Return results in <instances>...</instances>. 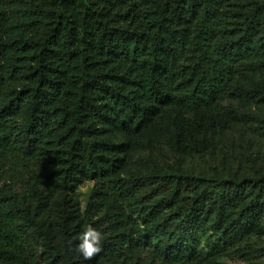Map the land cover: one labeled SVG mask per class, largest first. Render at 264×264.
<instances>
[{
  "label": "trees",
  "instance_id": "obj_1",
  "mask_svg": "<svg viewBox=\"0 0 264 264\" xmlns=\"http://www.w3.org/2000/svg\"><path fill=\"white\" fill-rule=\"evenodd\" d=\"M262 73L264 0H0V264H96L76 253L89 224L118 264H182L185 240L209 227L264 232V173L158 172L124 185L130 149L117 140L213 108L237 81L264 103L252 86Z\"/></svg>",
  "mask_w": 264,
  "mask_h": 264
},
{
  "label": "rangeland",
  "instance_id": "obj_2",
  "mask_svg": "<svg viewBox=\"0 0 264 264\" xmlns=\"http://www.w3.org/2000/svg\"><path fill=\"white\" fill-rule=\"evenodd\" d=\"M256 88L264 86V73L254 77ZM244 83L237 81L231 91L213 108L199 113L173 112L170 117L157 120L149 131L134 139L118 137L130 149V159L122 173V183L160 173L200 175L213 178L219 173L226 181L255 177L264 173V103L245 96ZM93 183L81 186L79 204L82 211L89 201ZM141 194L131 198L129 207L139 219ZM171 210H174L171 207ZM50 231L58 221L60 202L48 208ZM132 211V212H131ZM148 246L155 231L142 226ZM164 237L174 230L162 226ZM227 227L222 232L214 227L186 239L184 248L190 260L182 264H264V232L234 238ZM25 239L41 258L43 244L34 234ZM77 256H82L76 250ZM96 264H118L108 241L96 256Z\"/></svg>",
  "mask_w": 264,
  "mask_h": 264
},
{
  "label": "clouds",
  "instance_id": "obj_3",
  "mask_svg": "<svg viewBox=\"0 0 264 264\" xmlns=\"http://www.w3.org/2000/svg\"><path fill=\"white\" fill-rule=\"evenodd\" d=\"M77 251L84 261H91L103 249L104 234L92 225H85L78 237Z\"/></svg>",
  "mask_w": 264,
  "mask_h": 264
}]
</instances>
